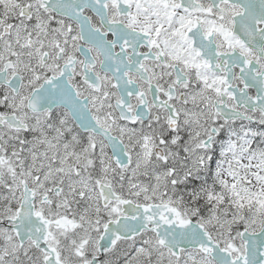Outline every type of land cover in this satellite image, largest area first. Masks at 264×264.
I'll return each mask as SVG.
<instances>
[{"label": "snow or ice", "instance_id": "obj_1", "mask_svg": "<svg viewBox=\"0 0 264 264\" xmlns=\"http://www.w3.org/2000/svg\"><path fill=\"white\" fill-rule=\"evenodd\" d=\"M0 264H264V0H0Z\"/></svg>", "mask_w": 264, "mask_h": 264}]
</instances>
